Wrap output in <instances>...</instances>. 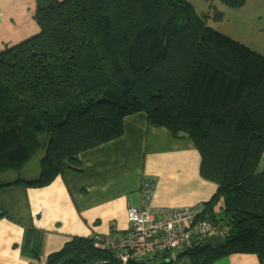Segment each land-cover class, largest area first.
<instances>
[{
	"label": "trees",
	"instance_id": "16d2710c",
	"mask_svg": "<svg viewBox=\"0 0 264 264\" xmlns=\"http://www.w3.org/2000/svg\"><path fill=\"white\" fill-rule=\"evenodd\" d=\"M35 4L38 33L0 51V174L18 175L0 188H40L65 167L78 171L82 153L121 138L142 114L147 127L191 141L200 178L216 187L200 215L223 236L179 249L181 264L233 254L264 264V57L216 32L187 0ZM33 158L39 174L23 179ZM31 239L26 248L39 256L40 238ZM111 261L73 238L44 264Z\"/></svg>",
	"mask_w": 264,
	"mask_h": 264
},
{
	"label": "crops",
	"instance_id": "0c3cea01",
	"mask_svg": "<svg viewBox=\"0 0 264 264\" xmlns=\"http://www.w3.org/2000/svg\"><path fill=\"white\" fill-rule=\"evenodd\" d=\"M35 3L0 0V51L38 33ZM218 14L214 11V21L223 19L224 12ZM124 128L121 138L82 153L78 171L65 167L48 186L0 188V264H44L73 238L123 236L127 209L140 204L143 181L154 185L150 206L155 211L202 209L216 187L200 178L194 144L174 139L163 128L147 127L142 114L130 116ZM32 165L36 171L31 176L28 165L24 173L31 177L25 179L38 176V161ZM15 180L0 181V186ZM38 237L40 253L34 256L26 245ZM212 264L259 262L254 255L233 254Z\"/></svg>",
	"mask_w": 264,
	"mask_h": 264
},
{
	"label": "built area",
	"instance_id": "2783aa9c",
	"mask_svg": "<svg viewBox=\"0 0 264 264\" xmlns=\"http://www.w3.org/2000/svg\"><path fill=\"white\" fill-rule=\"evenodd\" d=\"M143 189L140 204L127 209L128 230L123 236L88 238L93 247L112 254L113 261L104 264H153L157 256L168 257L166 264H181L176 251L192 248L198 241L223 236L201 218L199 208L153 210L150 206L153 184L146 183Z\"/></svg>",
	"mask_w": 264,
	"mask_h": 264
},
{
	"label": "rangeland",
	"instance_id": "374dc122",
	"mask_svg": "<svg viewBox=\"0 0 264 264\" xmlns=\"http://www.w3.org/2000/svg\"><path fill=\"white\" fill-rule=\"evenodd\" d=\"M190 3L195 12L209 23L216 32H219L232 40L246 46L250 50L258 53L264 57V0H246L242 8H228L220 3V0H187ZM223 6V7H222ZM223 10H222V9ZM221 9V10H220ZM214 11L222 14L224 17L220 21H214ZM206 16L209 17L206 19ZM41 141H46V138L42 136ZM37 164L36 159H32L28 167V171L33 172L30 174L33 176L35 166ZM25 170V169H24ZM22 172V178L27 176L28 172ZM264 170V161L259 171ZM18 175L16 173H10L0 175V181L4 182L8 178H15ZM182 260H187V257H182Z\"/></svg>",
	"mask_w": 264,
	"mask_h": 264
},
{
	"label": "water",
	"instance_id": "95a60500",
	"mask_svg": "<svg viewBox=\"0 0 264 264\" xmlns=\"http://www.w3.org/2000/svg\"><path fill=\"white\" fill-rule=\"evenodd\" d=\"M218 245H220V244H218ZM221 247V246H220ZM97 264H104V263H97Z\"/></svg>",
	"mask_w": 264,
	"mask_h": 264
}]
</instances>
